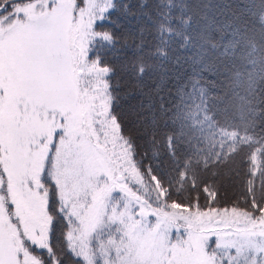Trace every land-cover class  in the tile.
Instances as JSON below:
<instances>
[{
	"label": "snow or ice",
	"instance_id": "obj_1",
	"mask_svg": "<svg viewBox=\"0 0 264 264\" xmlns=\"http://www.w3.org/2000/svg\"><path fill=\"white\" fill-rule=\"evenodd\" d=\"M257 173L264 0H0V264H264Z\"/></svg>",
	"mask_w": 264,
	"mask_h": 264
},
{
	"label": "trees",
	"instance_id": "obj_2",
	"mask_svg": "<svg viewBox=\"0 0 264 264\" xmlns=\"http://www.w3.org/2000/svg\"><path fill=\"white\" fill-rule=\"evenodd\" d=\"M215 2V0H214ZM219 2H224V0H219ZM134 23V22H133ZM147 83V88H153L155 87V80H149L146 82ZM175 81H171L168 84V88L166 89V92H174L175 87H174ZM127 91V89L125 90ZM134 92L136 90H133ZM143 99L138 93L131 95V96H126L122 101H121V106L122 110L127 114V122H126V129L128 131H134V124H135V117L133 116V112L135 111L137 105L139 102ZM240 157L236 158V164L233 165V167L240 169L243 168L244 171L241 172V179L237 180L233 178L232 180L228 179H221L220 181L217 182L218 185V192L219 195L217 196V201H219L220 205L222 206H228L231 207L234 204L243 207V197H244V184L242 183V180L246 176V172L250 169V165H241L240 164ZM206 177L209 176L208 173H204ZM256 185L258 186L260 181L264 179V177H261L259 173H257L256 176L252 177ZM197 193L192 192L189 193L188 191L180 192L177 194L173 195V199L177 201H186V199L189 197V195H196ZM200 196V204L203 207L206 203L209 206H217L214 202L211 200H206L205 195L201 192L199 193Z\"/></svg>",
	"mask_w": 264,
	"mask_h": 264
}]
</instances>
